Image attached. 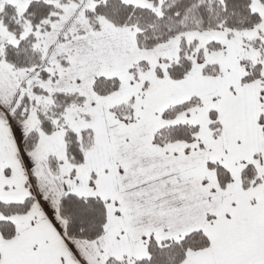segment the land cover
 <instances>
[{
    "label": "snow or ice",
    "instance_id": "obj_1",
    "mask_svg": "<svg viewBox=\"0 0 264 264\" xmlns=\"http://www.w3.org/2000/svg\"><path fill=\"white\" fill-rule=\"evenodd\" d=\"M0 264H264V0H0Z\"/></svg>",
    "mask_w": 264,
    "mask_h": 264
}]
</instances>
